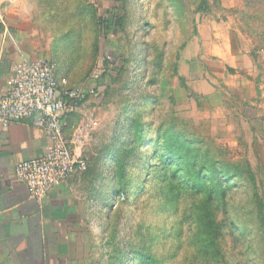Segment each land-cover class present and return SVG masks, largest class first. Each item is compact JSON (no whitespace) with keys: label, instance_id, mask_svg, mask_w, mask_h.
<instances>
[{"label":"rangeland","instance_id":"1","mask_svg":"<svg viewBox=\"0 0 264 264\" xmlns=\"http://www.w3.org/2000/svg\"><path fill=\"white\" fill-rule=\"evenodd\" d=\"M48 7L47 0H28V14L13 21L35 47L34 59L49 61L58 81L88 93L65 116L64 129L74 155L87 162L72 174L86 222L77 257L130 264L134 250L162 264L196 256L199 264H221L219 255L225 264H264V0H60L56 10ZM99 19L111 29L103 31ZM169 135L186 139L202 163L240 174L215 213L223 238L213 259L211 250L208 259L200 252L195 223L206 193L195 196L196 209L187 197L171 205L155 172L107 210L90 192L88 174L98 168L106 186L112 151L118 157L135 144L149 154ZM125 178L115 180L119 188ZM226 219L240 229L238 241L228 237ZM136 255L135 264H149Z\"/></svg>","mask_w":264,"mask_h":264},{"label":"crops","instance_id":"2","mask_svg":"<svg viewBox=\"0 0 264 264\" xmlns=\"http://www.w3.org/2000/svg\"><path fill=\"white\" fill-rule=\"evenodd\" d=\"M27 5L28 0H0L5 19L0 24V96L16 66L37 60L35 47L22 37L21 22L18 26L13 21L23 20ZM49 148L50 141L34 122L0 126V264L85 263L86 255L77 257L76 241L82 239L86 222L83 205L73 196L76 173L40 205L15 177L19 163L41 158Z\"/></svg>","mask_w":264,"mask_h":264},{"label":"trees","instance_id":"3","mask_svg":"<svg viewBox=\"0 0 264 264\" xmlns=\"http://www.w3.org/2000/svg\"><path fill=\"white\" fill-rule=\"evenodd\" d=\"M47 2L49 6L53 4V7H48L49 11H51L54 8L55 10L57 9L56 5L60 0H47ZM48 13L50 16V12ZM99 24L103 31L111 29V26L106 21L99 19ZM115 24L120 26L121 23L116 20ZM68 86L72 88L69 83ZM150 131V125L145 127L144 132L147 140L150 137ZM146 144H148L147 147L150 146L148 141ZM186 144V139L181 141L178 136L169 135L165 136L161 142L155 143L153 151L149 154H147V150H137L138 145L135 144L122 151L118 157H116L115 151H112L111 155L107 157V162L110 160L111 162L106 166L105 172L108 174V178L105 180L106 186L105 183L104 185L102 184L103 172L100 168L94 170L93 175L89 176L88 174V177H90L88 185L90 192L95 196L94 199L100 210L109 209L110 203L113 200H118L121 192L124 193L128 188L131 189L138 185L144 174L148 180L154 172L158 174L157 180L161 189L169 196L171 205H175L179 203L180 199L187 197L193 204L191 208L196 209L194 206L197 204V199L194 198H200L202 194L206 193L202 207L203 214L201 217L197 216L195 223L197 225V233L203 235L202 241L199 242L203 243L200 252L203 253L204 258L208 259L210 257L209 259H213L217 250L216 242L223 238L221 229L223 227L222 224H216L217 215L215 213L220 202L226 198V189L233 185L234 181L236 184V179L240 177V174L235 169H230L222 164L211 166L206 162L202 163V156L200 154H191V148L187 147ZM197 144H201V142ZM116 149L117 147L115 146ZM126 176H129L130 180L119 188L115 180L119 178L121 181ZM106 188H109V191L105 195L104 190ZM206 188H209V190L207 191ZM256 206H259V204ZM226 222L230 227L228 237L233 238L234 241L241 239L240 234L242 233L235 223L229 219H226ZM208 249L212 251L209 257L207 254L209 252ZM136 254L141 256V261L149 264H162L157 259L134 250L127 256V261L130 264H135L138 261ZM216 257L214 258L215 260ZM196 258L198 259L197 256ZM197 259L193 262L183 261L181 264H199ZM218 261L221 264H225L221 255H219Z\"/></svg>","mask_w":264,"mask_h":264},{"label":"built area","instance_id":"4","mask_svg":"<svg viewBox=\"0 0 264 264\" xmlns=\"http://www.w3.org/2000/svg\"><path fill=\"white\" fill-rule=\"evenodd\" d=\"M87 94L81 87H69L66 80L58 81L54 65L37 59L16 66L0 96L1 127L34 122L50 141L41 158L19 163L15 169L17 182L39 205L70 175L87 169V162L74 155L64 136L65 116L82 105Z\"/></svg>","mask_w":264,"mask_h":264}]
</instances>
